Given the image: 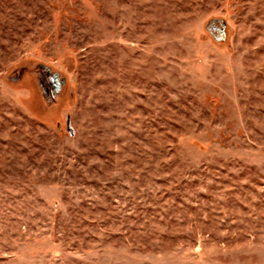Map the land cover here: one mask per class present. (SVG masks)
Instances as JSON below:
<instances>
[{"label":"rangeland","instance_id":"obj_1","mask_svg":"<svg viewBox=\"0 0 264 264\" xmlns=\"http://www.w3.org/2000/svg\"><path fill=\"white\" fill-rule=\"evenodd\" d=\"M0 264H264V0H0Z\"/></svg>","mask_w":264,"mask_h":264}]
</instances>
